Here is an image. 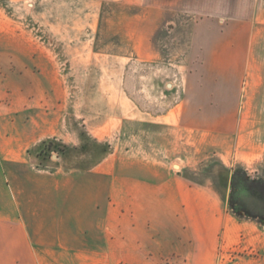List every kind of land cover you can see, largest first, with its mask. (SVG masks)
<instances>
[{
	"label": "rangeland",
	"instance_id": "rangeland-1",
	"mask_svg": "<svg viewBox=\"0 0 264 264\" xmlns=\"http://www.w3.org/2000/svg\"><path fill=\"white\" fill-rule=\"evenodd\" d=\"M259 2L0 0V208L21 214L37 250L59 248L58 239L72 235L87 238L88 231L102 241L104 218L91 213L89 175H39L28 165L3 163L9 151L36 169H55L57 161L86 168L111 154L180 169L183 180L209 189L226 207L227 233L219 236L215 264H264V224L234 215L228 205L233 173L264 179ZM224 44L233 51L218 50ZM233 60L250 61L246 71L257 92L238 95L236 77L245 82V69L222 67ZM249 146L262 148V157L238 160ZM169 202L160 195L153 203ZM114 203L110 225L118 239L120 197ZM160 209L158 238L173 244H161L141 262L185 264L190 249L178 244L181 222H167Z\"/></svg>",
	"mask_w": 264,
	"mask_h": 264
},
{
	"label": "crops",
	"instance_id": "crops-1",
	"mask_svg": "<svg viewBox=\"0 0 264 264\" xmlns=\"http://www.w3.org/2000/svg\"><path fill=\"white\" fill-rule=\"evenodd\" d=\"M259 3L264 4V0H260ZM195 28L196 25L192 29V35L195 34ZM192 48L191 43L190 50ZM233 49L232 45L224 44L220 45L218 50L233 51ZM222 67L238 69L237 73L241 72L239 69H245L243 76V79H246L245 82L236 77L238 80L236 92L241 96L243 91L245 95L254 94L256 88L252 87L253 77L249 71H246L251 68L250 61L233 60ZM243 84L246 86L240 91ZM235 97L237 96L232 98L235 99ZM218 98L224 99L225 97L219 96ZM238 111L239 109L235 112ZM248 148L247 151L241 152L238 160L253 162L258 160L263 153V149L258 146ZM238 149L239 145L232 151L233 156L238 154ZM13 153L9 151L3 163L28 165L39 175H69L70 170L89 175V191L94 197L91 213L95 219L96 215L103 216V230L106 234L102 241H97L92 236L94 234L88 231L90 234L87 238L72 235L65 240L58 239L60 240L59 248L40 247L37 250L21 214L15 209L10 211L1 207L0 264H49V261L58 264L59 260L76 261L80 259L88 260L86 264H97L96 261L98 264H120L122 261L123 264H142L141 261L148 259L149 254L159 253L161 244H173V241H160L158 238L157 229L161 207L164 214L168 216L167 222L173 225L176 221L181 222L179 226L184 229L183 238L178 244L189 245L190 251L185 256V264H215L219 236L223 238L227 233L229 221L227 222L226 207L209 189L192 186L183 180L179 176L182 175L179 172L180 169L174 171L159 162L142 158L133 160L123 156L116 159L112 157V154L86 168L68 169L57 161L52 163L55 169L50 170L47 167L36 169L29 159L22 155L15 154L14 156ZM178 167L175 165V168ZM160 195H166L170 202L154 205V201L159 202ZM97 197H102L99 202L102 200L103 206L96 205ZM117 197H120V215L122 216L120 227L124 228L118 239L112 236V225H110V222H113L111 211L115 204L114 199ZM144 201L148 203L145 204ZM169 218L172 220L169 221ZM94 224L90 222L88 229L94 228ZM97 245L102 251H95ZM81 246L86 247L87 251L81 252L79 250Z\"/></svg>",
	"mask_w": 264,
	"mask_h": 264
},
{
	"label": "flooded vegetation",
	"instance_id": "flooded-vegetation-1",
	"mask_svg": "<svg viewBox=\"0 0 264 264\" xmlns=\"http://www.w3.org/2000/svg\"><path fill=\"white\" fill-rule=\"evenodd\" d=\"M89 147L86 146L85 153L88 155H92L94 152H90L88 149ZM95 149V148H94ZM96 150V149H95ZM96 153V151H95ZM93 156V155H92ZM232 175H237V174H232ZM248 181L250 182V185L255 187L252 189L251 197L249 203L246 204L248 206L249 210L251 213L247 215L244 211H237L235 210V205H232V194L234 193L231 190L229 199H228V205L231 210V212L235 210L234 215H237L238 217H242L243 219L250 220L258 225L264 224V179H261L260 177L254 176L250 177L248 176ZM233 185L231 186L232 189Z\"/></svg>",
	"mask_w": 264,
	"mask_h": 264
},
{
	"label": "trees",
	"instance_id": "trees-1",
	"mask_svg": "<svg viewBox=\"0 0 264 264\" xmlns=\"http://www.w3.org/2000/svg\"><path fill=\"white\" fill-rule=\"evenodd\" d=\"M46 144L43 143V146H45ZM50 143L48 145V151H55L56 147H54L53 149H50ZM55 146V145H53ZM46 149V150H47ZM44 161V163L46 162L45 159H42ZM47 163V162H46ZM232 191L234 192L232 194V205H235V210L237 211H244L247 215H249L251 213V211L249 210L248 206H246L247 203H249L250 201V197H251V193H252V189H254L255 187H253L252 185H250V182L248 181V177L247 175H233L232 177ZM232 211V213H235ZM237 214V213H235ZM237 216V215H236Z\"/></svg>",
	"mask_w": 264,
	"mask_h": 264
}]
</instances>
